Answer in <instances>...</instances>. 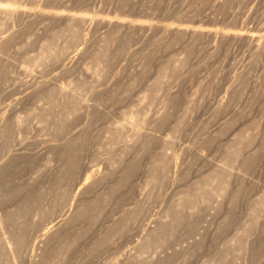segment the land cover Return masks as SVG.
<instances>
[{
  "label": "rangeland",
  "instance_id": "1",
  "mask_svg": "<svg viewBox=\"0 0 264 264\" xmlns=\"http://www.w3.org/2000/svg\"><path fill=\"white\" fill-rule=\"evenodd\" d=\"M0 9V264H264V0Z\"/></svg>",
  "mask_w": 264,
  "mask_h": 264
},
{
  "label": "bare ground",
  "instance_id": "2",
  "mask_svg": "<svg viewBox=\"0 0 264 264\" xmlns=\"http://www.w3.org/2000/svg\"><path fill=\"white\" fill-rule=\"evenodd\" d=\"M8 6H9L8 11H11V13L14 12V7H13L12 5H10V4H9ZM0 10H1V9H0ZM20 10H22V9H20ZM11 13H10V14H11ZM2 16H3V15H2ZM10 16H11V15H10ZM9 22H10V21H9ZM1 23H2V22H1ZM73 25H74V24H73ZM11 26H12V25H11ZM68 28H69V27H68ZM78 28H79V27H78ZM78 28H77V29H78ZM70 29H71V28H70ZM177 29H178V28H177ZM68 30H69V29H68ZM78 30H79V29H78ZM109 30H110V29H109ZM109 30H108V31H109ZM111 30H112V29H111ZM75 31H76V29H75ZM81 32H82V31H81ZM176 32H177V31H176ZM178 32L181 33V30H180V31L178 30ZM193 32H197V31L195 30V31H193ZM11 33H12V32H11ZM78 33H79V32H78ZM82 33H83V32H82ZM82 33H81V34H82ZM244 33H245V32H244ZM75 34H76V33H75ZM194 34H195V33H194ZM244 35H245V34H244ZM9 36H10V35L8 34L7 37H9ZM73 36H74V35H73ZM78 36L80 37V34H79ZM81 36H82V35H81ZM83 36H84V35H83ZM233 36L238 38V37H240V36H243V33L235 32V33L233 34ZM247 36H249V35H247ZM4 37H5V36H4ZM79 37H78V38H79ZM48 38H49V37H48ZM81 38H83V37H80V39H81ZM84 38H85V36H84ZM84 38H83V39H84ZM3 39H5V38H2V40H3ZM6 39H7V38H6ZM72 39H73V38H72ZM74 39H76V38H74ZM44 40H45V39H44ZM193 40H194V39H193ZM0 41H1V40H0ZM51 41H52V40H51ZM82 41H83V40H82ZM3 42H5V41H3ZM72 42H73V41H72ZM50 44H51V43H50ZM77 44H78V43H77ZM167 44H168V43H167ZM69 45H70V44H69ZM51 46H52V45H51ZM70 46H72V45H70ZM85 46H86V45H85ZM257 46H258V45H257ZM91 47H93V46H91ZM46 48H47V51L49 50L48 53L51 52L50 48L48 49V45H47ZM189 48H190V47H189ZM257 48H258V47H257ZM261 48H262V47H261ZM83 49H85V48H83ZM96 49H97V48H96ZM43 50H44V49H43ZM59 50H60V49H59ZM63 50H64V49H63ZM91 50H92V49H91ZM93 50H94V49H93ZM97 50H98V49H97ZM61 51H62V50H61ZM65 51H66V50H65ZM42 53H43V52H42ZM42 53H41V54H42ZM46 53H47V52H46ZM54 53H57V52L54 51ZM98 53H99V52H98ZM51 54H53V53L51 52ZM43 55H45V51H44V54H43ZM54 55H55V54H54ZM57 55L60 56L59 53H58ZM63 57H64V56H63ZM72 57H73V56H72ZM74 57H76V56H74ZM73 59H74V58H73ZM42 62H43V61H42ZM46 63H47V62H46ZM70 63H71V62H70ZM72 63H73V61H72ZM65 65H66V64H65ZM0 67H1V66H0ZM33 82H34V81H33ZM43 83H44V82H43ZM43 83H42V85H43ZM47 89H48V88H47ZM33 94H34V93H33ZM67 97H68V96H67ZM73 99H74V98H73ZM167 99H168V98H167ZM62 103H63V102H62ZM73 103H74V102H73ZM63 104H64V103H63ZM222 104H223V103H222ZM220 105H221V104H220ZM73 107H74V106H73ZM71 108H72V107H71ZM74 109H75V107H74ZM67 110H69V109H67ZM58 113H59V112H58ZM4 117H5V116H4ZM154 117H155V116H154ZM6 118H7V117H6ZM57 118H58V117H57ZM62 118H63V117H62ZM62 118H60V119H62ZM3 121H4V120H3ZM62 121H64V120H61V122H62ZM135 123H136V122H135ZM139 123H140V122H139ZM16 125H17V124H16ZM2 128H3V127H2ZM5 131H6V130H5ZM1 132H2V131H1ZM9 133H10V132H9ZM11 133H12V132H11ZM144 134H145V133H144ZM4 135H5V134H4ZM6 139H7V138H6ZM9 140H10V137H9ZM66 140H67V139H66ZM72 140H73V139H72ZM134 141H135V140H134ZM77 142H78V141H77ZM136 143L138 144V142H136ZM143 143H144V142H143ZM143 143H142V144H143ZM5 144H6V143H5ZM67 144H68V143H67ZM143 145H144V144H143ZM1 147H2V146H1ZM5 148H6V147H5ZM3 149H4V148H3ZM6 149H7V148H6ZM4 150H5V149H4ZM5 151H6V150H5ZM65 159H66V158H65ZM0 168H1V167H0ZM70 169H71V168H70ZM61 171H62V170H61ZM154 171H155V170H154ZM89 172H90V171H89ZM95 174H96V173H95ZM88 177H89V176H88ZM91 177H92V176H91ZM97 178H99V177H97ZM217 181H218V180H217ZM88 182H89V181H88ZM218 182H219V181H218ZM83 184H84V183H83ZM83 184H82V185H83ZM85 184H87L86 181H85ZM90 188H91V187H90ZM83 189H84V188H83ZM82 191H83V190H82ZM216 195H217V194H216ZM222 195H223V194H222ZM36 196H37V194H36ZM42 196H43V195H42ZM79 196H80V195H79ZM82 196H83V195H82ZM28 197H29V196H28ZM38 197H40V196H38ZM31 198H32V197H31ZM45 198H46V197H45ZM44 200H45V199H44ZM32 201H33V200H32ZM83 202H84V201H83ZM25 203H26V202H25ZM21 204H22V202H21ZM29 204H30V203H29ZM29 204H27V205H29ZM34 204H35V203H34ZM83 205H84V204H83ZM33 207H34V206H33ZM92 207H93V206H92ZM75 208H77V207L75 206ZM75 208H73V209H75ZM81 208H82V207H81ZM83 208H84V207H83ZM26 209H27V208H26ZM70 211H71V210H70ZM80 211H81V210H80ZM85 211H87V210H85ZM22 212H23V211H22ZM78 212H79V211H78ZM80 215H81V214H80ZM59 216H60V215H59ZM59 216H58V217H59ZM83 216H84V215H83ZM133 216H134V215H133ZM46 217H47V216H46ZM58 217H56V218H58ZM71 217H72V216H71ZM129 217H130V216H129ZM129 217H127V218H129ZM51 218H52V217H51ZM61 219H62V220L58 219L57 221H54L55 223H54V222H53L54 224L52 223V224H53V225H51L52 227L49 226V227H50V228L48 227L49 230H46V231H47V232H50V233L52 232V230H53V232H54V229L58 231V226L60 227V226L62 225V223L65 221V220H64V217H63V218L61 217ZM71 219H72V218H71ZM2 220H3V218H2ZM2 220H0V221H2ZM49 220H50V219H49ZM68 220H69V219H68ZM46 221H47V219H46ZM70 221H71V220H70ZM121 221H122V220H121ZM166 221H167V220H166ZM8 222H9V221H8ZM127 222H128V221H127ZM71 223H72V222H71ZM119 223H121V222H119ZM124 223H125V222H124ZM60 224H61V225H60ZM155 224H156V223H155ZM3 225H4V224H3ZM122 225H123V224H122ZM17 226H18V225H17ZM116 226H117V225H116ZM116 226H115V227H116ZM154 226H155V225H154ZM156 226H157V225H156ZM158 226H159V224H158ZM160 226H161V225H160ZM3 227H4V226H3ZM53 227H54V228H53ZM56 227H57V229H56ZM1 228H2V227H1ZM46 228H47V227H46ZM154 228H155V227H154ZM156 228H157V227H156ZM156 228H155V229H152L151 232H152V233H153V232L155 233L156 231H154V230H156ZM8 229H9V228H8ZM118 229H119V228H118ZM5 230H6V229H5ZM59 230H60V229H59ZM1 231H2V230H1ZM59 232H60V231H59ZM148 232H149V231H148ZM54 233H55V232H54ZM152 233H151V234H152ZM1 234H2V233H1ZM16 234H17V233H16ZM48 234H49V233H48ZM51 234H53V233H51ZM151 234H148V235H149V236H153V235H155L156 233H155V234H152V235H151ZM148 235H146V236H148ZM5 236H6V235H5ZM149 236H148V237H149ZM15 237H16V236H15ZM15 237H14V238H15ZM45 237H46V236H45ZM52 237H53V236H52ZM153 237H154V236H153ZM61 238H62V237H61ZM151 238H152V237H151ZM151 238H150V239H151ZM160 238H161V236H160ZM1 239H3V238H1ZM9 239H11V238H9ZM146 239H147V238H146ZM15 240H16V239H15ZM19 242H20V241H19ZM55 242H56V241H55ZM152 242H153V241H152ZM10 243H11V242H10ZM15 243H16V242H15ZM15 243L13 242V244H15ZM53 243H54V242H53ZM95 243H96V242H95ZM49 244H50V243H49ZM61 245H62V244H61ZM0 246H1V245H0ZM20 246H21V245H20ZM97 246H98V245H97ZM148 246H149V244H148ZM3 248H4V247H3ZM66 248H67V247H66ZM8 249H9V248H8ZM68 249H69V248H68ZM59 250H60V249H59ZM0 251H1V250H0ZM10 251H11V250H10ZM16 251H17V248H16ZM8 252H9V251H8ZM67 252H68V251H67ZM6 253H7V252H6ZM67 254H68V253H67ZM169 256H170V255H169ZM65 258H66V257H65ZM164 258H165V257H164ZM6 259H7V258H6ZM152 259H153V258H152ZM7 260L9 261V259H7ZM10 261H11V260H10ZM166 261H168V260H166ZM6 263H7V262H6ZM55 263H56V262H55Z\"/></svg>",
  "mask_w": 264,
  "mask_h": 264
}]
</instances>
